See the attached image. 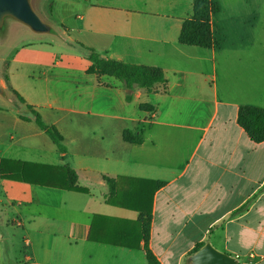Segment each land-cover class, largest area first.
Listing matches in <instances>:
<instances>
[{
	"label": "crops",
	"instance_id": "obj_1",
	"mask_svg": "<svg viewBox=\"0 0 264 264\" xmlns=\"http://www.w3.org/2000/svg\"><path fill=\"white\" fill-rule=\"evenodd\" d=\"M213 1L212 48L180 41L194 0H54L71 14L56 23L39 4L50 33L10 24L36 42L12 47L0 74V264H14L4 248L17 238L11 226L23 264H149V206L148 245L162 264H192L208 241L239 264H264V141L238 122L241 106L264 108V0ZM86 48L161 68L167 81L130 89L90 72ZM42 166H70L87 192L16 178Z\"/></svg>",
	"mask_w": 264,
	"mask_h": 264
},
{
	"label": "trees",
	"instance_id": "obj_2",
	"mask_svg": "<svg viewBox=\"0 0 264 264\" xmlns=\"http://www.w3.org/2000/svg\"><path fill=\"white\" fill-rule=\"evenodd\" d=\"M218 10V4L213 0H194V14L185 21L180 41L187 45L206 48L214 47L216 40L212 31V15ZM86 49L87 56L92 62L90 72L114 76L130 89L143 88L147 91H152L155 86L167 81L166 75L161 68L104 59L94 50L89 48ZM131 98L132 97L129 96V99ZM33 116L36 123L51 137L59 150L61 152H66L67 147L58 129L55 126L47 124L38 112L33 111ZM25 119L30 120L31 118L25 117ZM238 122L254 142L260 143L264 141V108L257 106H241L238 114ZM40 168H42L43 171L33 177H30L28 175L29 172L23 169L21 176H17L16 178L30 183H39L46 186L87 192L85 188H81L78 185V173L70 166H42ZM104 179L110 186L111 191H114L117 180L109 176H105ZM56 180H58V183ZM164 185L165 182L163 181L154 183V191L160 189ZM142 216L145 222L146 251L149 264H162L148 245L152 224L151 206L148 207ZM202 246H204V243L199 244L197 249H200Z\"/></svg>",
	"mask_w": 264,
	"mask_h": 264
},
{
	"label": "water",
	"instance_id": "obj_3",
	"mask_svg": "<svg viewBox=\"0 0 264 264\" xmlns=\"http://www.w3.org/2000/svg\"><path fill=\"white\" fill-rule=\"evenodd\" d=\"M7 19L25 24L37 33H50L52 26L35 10L32 0H0V33L3 34ZM3 32V33H2ZM5 90L0 81V94ZM192 264H239L236 256L223 252L208 241L191 257Z\"/></svg>",
	"mask_w": 264,
	"mask_h": 264
},
{
	"label": "rangeland",
	"instance_id": "obj_4",
	"mask_svg": "<svg viewBox=\"0 0 264 264\" xmlns=\"http://www.w3.org/2000/svg\"><path fill=\"white\" fill-rule=\"evenodd\" d=\"M32 4L34 7H36L38 10L37 13L42 17V13L43 11L40 10V8H42L45 11H48L49 14L50 13H53L54 12V19L56 21V23H59L61 21V19L64 17V18H67L71 13L68 11L64 12L62 14V11H61V6H59L58 4H55L54 6V9H53V5H54V0H32ZM39 4H41L40 8H38ZM53 11V12H52ZM14 22V20L12 19H7V23L5 25V29L3 30V34H5L7 31L9 32L10 31V35H9V38L7 39V41H5L2 46H0V74H2V70L5 68L4 65H5V60H7L8 56L10 57L11 55V52L12 51V47H15L16 45H20V44H23V43H27V42H36L35 40H32L30 38H17V33L13 30H10V24ZM0 33V36L3 35ZM36 47L39 48H44V49H47V50H53V49H58V50H65L66 47L64 45H61V44H58L55 45V46H48L47 45H44V44H36ZM69 50V49H68ZM6 52V53H5ZM10 60V58H9ZM16 65V64H15ZM14 65V66H15ZM4 75V73H3ZM9 101H13V99L11 97L8 98ZM11 229L14 231V233L17 235V238L12 241L11 239L6 242L4 244V248H5V253L7 254V261L8 263H11L10 259L13 260L12 262L14 264H23V261H24V254H25V248L23 246V243H22V238H21V233H20V230L16 227H12L11 226ZM4 234H6L7 237L10 236L9 233H7L6 231H3ZM2 233V234H3Z\"/></svg>",
	"mask_w": 264,
	"mask_h": 264
},
{
	"label": "built area",
	"instance_id": "obj_5",
	"mask_svg": "<svg viewBox=\"0 0 264 264\" xmlns=\"http://www.w3.org/2000/svg\"><path fill=\"white\" fill-rule=\"evenodd\" d=\"M238 259H239V256H236ZM250 258H254V255L253 254H250Z\"/></svg>",
	"mask_w": 264,
	"mask_h": 264
}]
</instances>
